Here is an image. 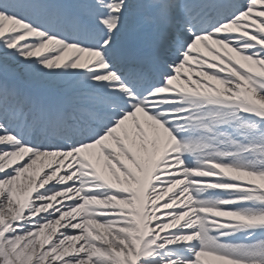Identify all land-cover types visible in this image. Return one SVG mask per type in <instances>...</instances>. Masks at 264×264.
Listing matches in <instances>:
<instances>
[{"label":"snow or ice","instance_id":"obj_1","mask_svg":"<svg viewBox=\"0 0 264 264\" xmlns=\"http://www.w3.org/2000/svg\"><path fill=\"white\" fill-rule=\"evenodd\" d=\"M0 264H264V0H0Z\"/></svg>","mask_w":264,"mask_h":264}]
</instances>
